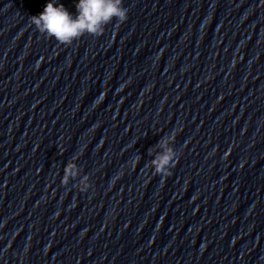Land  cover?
I'll list each match as a JSON object with an SVG mask.
<instances>
[{
  "label": "clouds",
  "instance_id": "clouds-1",
  "mask_svg": "<svg viewBox=\"0 0 264 264\" xmlns=\"http://www.w3.org/2000/svg\"><path fill=\"white\" fill-rule=\"evenodd\" d=\"M75 7L78 15L73 19L63 4L54 5L48 0L41 13L29 18L30 23L34 24L41 34H46L47 38H55L59 44L70 46L74 41L82 38L85 33L94 37L103 35L105 26L111 23L113 18H116L118 24H123L128 19L129 9L123 6V0H78ZM171 139L175 140L176 135H173ZM166 144L167 141L163 137L157 142L160 147L166 148ZM178 161L179 153L166 148L163 155L151 162L154 166L153 175L164 178L171 176V170L176 167ZM136 163L137 161L133 160V170L136 169ZM73 169L74 165L71 164L65 168L62 184L67 183L69 176H76ZM122 175L121 172L120 176ZM120 176L115 179H119ZM85 191L86 189H82L80 192Z\"/></svg>",
  "mask_w": 264,
  "mask_h": 264
}]
</instances>
